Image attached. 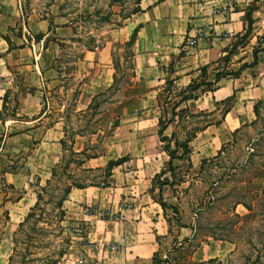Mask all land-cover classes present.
Masks as SVG:
<instances>
[{"label":"crops","instance_id":"obj_1","mask_svg":"<svg viewBox=\"0 0 264 264\" xmlns=\"http://www.w3.org/2000/svg\"><path fill=\"white\" fill-rule=\"evenodd\" d=\"M143 1L138 4V13L107 32L111 33V39L121 44L128 42L134 33L130 44L131 74L128 78L133 82L130 89L141 95V103H119L118 123L108 133L112 138L110 151L84 159L82 164L85 168L98 170L108 162L126 158L125 163L111 170V173L119 171L121 180H118V175L110 177L114 179V186L120 189L75 188L70 190L67 199L75 197L78 207L91 205L98 207V212L107 209L111 214L116 211L121 215V221L114 223L87 213L82 215L80 220L91 222L89 226L93 225L91 230L95 231V234L92 231L86 234L91 249L106 253L111 249L120 250L121 243L135 244L146 239L149 244H138L137 252H133L132 246L126 247V251L128 254L133 252L135 257L142 254L153 258L161 240L166 237L176 243L180 254L186 255L188 261L202 264L219 257L222 251L215 243L214 246L204 241L195 244L196 216L186 215L185 207L171 192L169 194L177 186L166 178L165 167L171 165L173 168L175 161L184 162L183 150L178 146L180 140L173 136V131L176 126L183 125L189 115L196 119L215 115L222 103L232 99L229 111H224L218 122L204 123L184 142L188 149L185 154L188 163L192 162L191 155L196 145L201 166L205 158L216 157L221 152L223 137L229 132L227 124H234L232 129L236 130L251 123L244 121L243 113L232 116V111L240 100L243 104H251L253 112L255 101L264 96V44L256 51V65L239 71L249 63V58L253 62V49L248 50V47L264 34V0H150L144 8L141 6ZM252 6L254 10H250ZM249 19L253 21L255 35L245 39L234 52L232 49L237 46L238 38L243 36ZM75 37L72 22L62 18L53 5L40 12L27 10L23 0H0V264H5L11 253L10 244L4 243L3 238L8 233L9 240H12L19 224L35 205L38 188L45 184L51 169L61 161L60 127L63 116L68 112L88 110L94 97L110 89L116 90L117 94L121 92L117 85L116 63L98 51V47L83 51L75 63L73 74H65L59 68L61 47L73 42ZM228 55L231 63L238 61L237 64L241 65L237 71L234 70V73L239 72L216 81L215 75L219 71L215 67ZM68 78L80 84L74 97L70 89L63 87ZM166 82H170L172 89L178 93L193 83L198 86L190 99L181 100L170 109L171 121L167 126H172L174 130L165 137L169 139L170 146L173 144V149L166 146L165 141H160L157 135L160 113L154 118L156 131H146L137 136L135 128L136 125L152 122L154 111H160L158 98L154 96V102H151L149 96L163 91ZM247 94L250 96H245ZM147 144L150 148L152 145L150 157L145 151L148 150ZM160 145L163 148H159ZM170 153L174 155L173 159L169 157ZM127 162H139L141 165L125 173L126 170L121 167ZM150 165L155 170H151ZM128 174L135 177L148 175V180L144 191L137 195L130 193L127 198L126 191L130 189L127 188L130 185L126 178ZM158 175L161 184L168 181L155 188L158 196L153 199V180ZM118 181L122 184L118 185ZM142 181L134 179V184L142 187ZM108 190L111 194L119 190L121 195L118 200L124 203L123 207L106 203ZM143 194L149 195L150 200L136 204ZM110 199L113 198L110 196ZM159 199L165 207L160 206ZM126 200L131 203L127 208ZM167 207L176 217L171 222L165 215ZM176 212L181 216L177 217ZM160 220L165 228L159 233L156 229L161 224ZM146 222L153 229L143 235L141 227ZM172 252L169 256L178 251Z\"/></svg>","mask_w":264,"mask_h":264},{"label":"rangeland","instance_id":"obj_2","mask_svg":"<svg viewBox=\"0 0 264 264\" xmlns=\"http://www.w3.org/2000/svg\"><path fill=\"white\" fill-rule=\"evenodd\" d=\"M149 3L150 0H144L141 6L144 8ZM23 4L27 10L40 12H44L46 8L53 5L62 18L68 19L74 25L76 32L74 41L61 47L59 54V68L65 74H73L75 63L85 51L98 47V51L108 55L116 63L117 85L120 86L121 92L117 94L116 90H110L97 96L90 109L84 110V112H68L63 116V125L59 126L60 141L64 145L63 148L61 147V161L55 165V176L50 178L51 172L49 174L50 184L45 187L46 181H49L47 179L45 184L38 188L37 194L42 187H45L41 192L39 207L34 211L33 217L23 221L22 226L18 227L13 234L12 240H9L8 233L3 238L4 243H9L11 246L10 256L6 259L5 264H46L48 261L56 259L61 251L64 252V255L57 264H198L196 261H188L186 255L180 254L176 243L174 244V241L166 237L161 240L159 248L154 254L155 259L142 254L135 257L134 253L138 244H149L146 239L138 240L135 244L121 243L120 250L111 249L106 253L91 249L86 241V234L91 231L92 234H95V231L91 230L93 225L89 226L91 222L80 220L82 215L87 213L113 223L121 221V215L116 211L111 214L107 209L105 212H98V207H91V205L78 207L75 197L71 199L66 197L67 202L62 205L66 213L59 224L60 213L56 204L63 194V189L70 184H80L84 188L120 189L119 186H114V179L110 177L118 175V180H121L119 171L109 173V170L105 169L106 166L98 170L88 169L79 166L78 162H83L86 157H98L110 151L112 138L108 136V133L118 123L119 115L117 116V114L120 102L131 101L133 105L141 103L139 101L142 99L141 95L130 89L133 82L128 78L131 74V43L128 44V41L121 44L120 41L111 39L110 32L107 33L110 28L116 29L121 26L124 19L138 13L140 0H23ZM254 9V6L250 8V10ZM251 23L253 21L249 19L243 36L238 38L237 46L232 49L234 52H237L236 48L242 45L245 39L255 35ZM263 37L264 34L257 37V41H252L253 45L248 47V50L252 47L251 53L262 47ZM230 60L228 55L215 67L219 74L224 75L229 71L232 72L229 74L230 76L238 74L234 73V70L237 71L241 65L237 64L238 61L231 63ZM251 63V58H249V63L245 65ZM171 85L165 84L163 91L149 96L151 102H154V96L158 98L160 111H154L152 122L136 125L135 128L137 136H141L146 131H156L157 126L154 118L160 113L161 120L158 130L164 124L166 128L163 137L166 139V146L173 149V144L170 146L169 139L165 137L166 135L170 136L174 130L172 126L169 128L167 126L171 121L169 119L171 118L170 109L172 106H177L178 102L187 94L175 92ZM63 87L70 89L74 97L80 84L78 81L68 78L63 83ZM258 102L257 116H255L251 104H243L238 100L232 111V116L243 113L244 121L246 123L251 121V123L241 126L236 129V132L235 129H232L234 124H227L229 132L223 137L224 143L221 152L216 157L205 158L200 166V156L196 154L195 145L191 155L192 162L188 163V156L182 155L184 162L175 161L172 165L173 168L171 165L165 167L166 178L172 181L171 184L177 186L169 191V194L171 192L185 207L186 215L196 216L194 220L195 244L200 241L212 245L215 243V246H218L222 251L219 257L202 264H264V96L255 101L254 105ZM232 103V99L225 101L217 108L215 115L210 114L202 119H196L190 115L188 118L183 117V119L185 118L183 125L176 126L173 131V136L180 140L178 146L181 148L189 137L200 130L204 123L218 122L222 113ZM133 117L135 118V116ZM144 126L146 128H143ZM224 130L226 132V129ZM146 146L148 147V150H145L148 152L146 155L150 157L152 145L151 148L149 144ZM159 148H163V145ZM199 148L201 149L200 146ZM124 160L127 161L126 158ZM161 161L162 156L158 162ZM140 165L139 162H127L121 168L126 170L125 173H128L132 171V167H140ZM150 167L151 170H155L151 165ZM169 171L175 176L173 177ZM126 178L130 183L127 186L130 188L126 191L127 198L130 193L137 195L145 190L148 175L140 174L135 177L133 174H128ZM139 178L141 181L143 180L140 182L142 187L134 184V179ZM119 184H122V181H118ZM160 184L161 180L158 175L153 180L154 188L152 189L154 190ZM72 189L75 188L72 187ZM107 192L106 203L109 202V205L114 203L117 208L119 205L124 206L122 205L124 203L118 200L121 195L119 190L112 194L110 190ZM143 195L145 196L143 197ZM143 195L139 196L141 201L136 204L150 200L149 195ZM110 196L113 199L109 201ZM157 196L158 190L155 189L151 198L156 199ZM129 204H131L130 200H126V208ZM165 212V215L170 218V222L176 219L168 207ZM175 214L179 217L183 211L181 214L178 212ZM160 221L161 224H158L156 229L159 233L161 229L165 228V224L162 220ZM1 226L2 223H0ZM141 229L144 235L153 227L146 222L142 224ZM133 235H135L134 232ZM131 246L134 248V253L128 254L126 247L130 248ZM171 251H173L172 253L178 252L169 256Z\"/></svg>","mask_w":264,"mask_h":264},{"label":"trees","instance_id":"obj_3","mask_svg":"<svg viewBox=\"0 0 264 264\" xmlns=\"http://www.w3.org/2000/svg\"><path fill=\"white\" fill-rule=\"evenodd\" d=\"M37 37L39 38V37H41V36H37ZM133 37H134V33H133L132 36L130 37V40H129L128 44L131 43V41L133 40ZM262 43L264 44V37H263V39H262ZM256 53H257V52H254V53H253V62H252L251 64H249V65H243V66L239 69V71L242 70V69H244V68H252L254 65H256V62H257ZM224 60H225V59H224ZM239 71H238V72H239ZM238 72H237V73H238ZM225 75H229V74H224V75H222V74L217 73V74L215 75V80L218 81L220 78L225 77ZM168 84H170V82H166V85H168ZM196 89H198V86H196V85L193 83V84H191L190 86H188V87L186 88L185 91H182V93L185 92V93L187 94V96H184V98H182V101H183V100H186V99H190V98L192 97V93H193ZM110 90H111V89H110ZM110 90H108V91H110ZM94 100H95V97H94ZM94 100H93V101H94ZM228 100H231V99H228ZM228 100H227V101H228ZM93 101H92V103H93ZM92 103L89 105L88 109L91 108ZM257 104H259V102L256 103V105H254V107H253V113H254L255 116H257ZM175 107H176V106H175ZM227 111H229V108H227V109L225 110V113H226ZM165 128H166V127H164V124H163V126H161V129H159L158 132H157V135H158V137L160 138V141H162V142H163V141H166V139L163 137V132H164ZM236 131H237V130H235V132H236ZM60 145H61V147L63 148L64 145H63V142H62V141H60ZM181 148H182V150H183V155H185V154L188 152L187 146H186V145H183V146H181ZM166 151H168L167 148H166ZM169 157H170L171 159H173V158H174V155L170 153V154H169ZM90 158H95V157H86V159H90ZM124 161H125L124 159H120V160H117V161H115V162H114V161H113V162H108L107 165H106V168H105V169H108V170H109V173H110L111 170H112L114 167H116V166L122 164ZM78 164H79V166H82L83 162H78ZM54 170H55V166L51 169V177H50V178H53V177L55 176V171H54ZM83 171H87V172H89L90 170H83ZM48 180H49V179H48ZM50 180H51V179H50ZM50 180H49V181H46V185H45V187H47V186L50 184V183H49ZM165 183H167V181H164L161 185H163V184H165ZM45 187H42V188H41V191L37 194V196H36V203H35V205L33 206V208L30 210V212L28 213V215L26 216V218H25L24 220H27V219H30L31 217H33V213H34V211L39 207V201H40V199H41V192L44 191ZM72 187L77 188V189H82V188H84V186H82V185H80V184H70L69 186H67L66 188L63 189V194H62L61 198L58 200V202H57V204H56V207H57V209H58V211H59V213H60L59 224L62 222V219L64 218V215H65V212H64V210H63V208H62L63 202L66 200V197L68 196V193L70 192V190L72 189ZM159 203H160V206H161L162 208L165 207V204L162 203L161 199H159ZM22 223H23V222H22ZM22 223L19 224V227L22 226ZM63 255H64V252L61 251L60 253H58L56 259L51 260V261H48L46 264H57V263L60 261V259L63 257ZM152 259H155V255L153 256Z\"/></svg>","mask_w":264,"mask_h":264}]
</instances>
